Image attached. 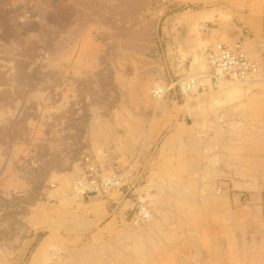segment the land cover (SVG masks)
Returning a JSON list of instances; mask_svg holds the SVG:
<instances>
[{"label":"rangeland","instance_id":"374dc122","mask_svg":"<svg viewBox=\"0 0 264 264\" xmlns=\"http://www.w3.org/2000/svg\"><path fill=\"white\" fill-rule=\"evenodd\" d=\"M192 2L0 0V264H264L253 89L150 94ZM86 160L124 185L83 201Z\"/></svg>","mask_w":264,"mask_h":264},{"label":"crops","instance_id":"0c3cea01","mask_svg":"<svg viewBox=\"0 0 264 264\" xmlns=\"http://www.w3.org/2000/svg\"><path fill=\"white\" fill-rule=\"evenodd\" d=\"M192 3L197 6L193 7L189 14L180 13V17L175 19L174 17L178 15L173 14L167 17L165 24L161 26V46L166 53L173 54L167 57L169 66H165V69L167 73L171 71L176 75L175 72L182 69L180 57L184 55L186 63L189 64L187 66L185 63L187 69L192 68L193 74L198 73V68L192 65L194 59L196 58L199 63L203 59V53L215 44L229 47L239 44L247 57L259 64L256 79L246 85L250 86V90L253 89V96H247L246 101L257 104L258 110L254 115L263 119L254 129L263 134L256 138V144L259 146L250 150L246 158L261 164L262 170L258 173L255 184L246 183V185L254 188L255 196L261 197L262 205L258 211L264 217V0H211L208 2L211 7L208 8H202L196 0ZM186 73L191 74L188 70ZM217 85L222 91L227 90V93L243 92L233 82L223 81ZM85 162L81 175L97 173V166L92 160ZM241 185L247 187L245 184L241 183ZM98 196L87 194L81 198L83 201L88 200V203H94L93 199Z\"/></svg>","mask_w":264,"mask_h":264},{"label":"built area","instance_id":"2783aa9c","mask_svg":"<svg viewBox=\"0 0 264 264\" xmlns=\"http://www.w3.org/2000/svg\"><path fill=\"white\" fill-rule=\"evenodd\" d=\"M206 70L191 74L185 78L171 83H154L150 94L155 100H163L171 92L176 90L180 96H188L197 92L206 85L207 80L211 85H217L220 81H229L243 86L251 84L257 77L259 64L251 60L242 51L239 44L229 47L223 44H215L203 53ZM124 185V177L115 172L103 174H82L72 185V190L77 195L97 194L107 197ZM149 214L140 210L136 220L140 223L147 222Z\"/></svg>","mask_w":264,"mask_h":264},{"label":"bare ground","instance_id":"6f19581e","mask_svg":"<svg viewBox=\"0 0 264 264\" xmlns=\"http://www.w3.org/2000/svg\"><path fill=\"white\" fill-rule=\"evenodd\" d=\"M220 82H223V81H220ZM229 82V81H228Z\"/></svg>","mask_w":264,"mask_h":264}]
</instances>
